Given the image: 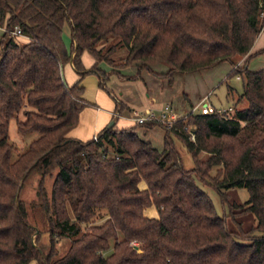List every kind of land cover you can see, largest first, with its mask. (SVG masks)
I'll use <instances>...</instances> for the list:
<instances>
[{
  "label": "trees",
  "instance_id": "1",
  "mask_svg": "<svg viewBox=\"0 0 264 264\" xmlns=\"http://www.w3.org/2000/svg\"><path fill=\"white\" fill-rule=\"evenodd\" d=\"M263 25L264 0H0V264H264V66L246 67L263 51L250 52ZM15 26L26 41L11 34ZM119 48L126 52L116 61ZM84 51L94 59L90 69ZM223 60L243 74L235 103L246 105L233 115L190 111L171 126L145 122L165 130L162 150L135 125L114 123L87 140L68 135L89 105L84 74L95 72L101 86L108 77L100 61L118 74L132 63L158 74L151 64L164 62L160 74L170 82L176 71ZM69 61L79 75L71 84L62 72ZM11 118L18 132L37 133L22 150L9 140ZM178 143L192 158L189 167ZM33 169L40 178L27 204L19 191ZM52 171L48 191L43 178ZM202 185L223 201L231 187L246 188L248 198L228 201L229 213L219 215ZM150 205L156 217L144 214ZM30 208L45 217L47 251L27 220ZM246 212L255 217L248 227L237 216ZM60 237L69 246L54 257Z\"/></svg>",
  "mask_w": 264,
  "mask_h": 264
},
{
  "label": "rangeland",
  "instance_id": "2",
  "mask_svg": "<svg viewBox=\"0 0 264 264\" xmlns=\"http://www.w3.org/2000/svg\"><path fill=\"white\" fill-rule=\"evenodd\" d=\"M2 33L3 29L0 27V37ZM262 35L264 38V32ZM62 38L65 45L69 46L71 42V30L68 23H64ZM15 39L21 42L24 40L23 37L18 35H15ZM125 52L126 50L124 48H119L112 56L116 59V61H118L121 56H124ZM82 55L84 56V59H88L87 56L89 59L91 57L86 51H84ZM109 65L110 64L106 61H100L98 63V66L108 69L109 72L108 77L104 82V86H101L100 89L105 91V93L107 92V89H111L117 95H119V92H121L122 99H125L132 108L129 111V115L133 114V111L143 113L148 109L158 113V111L167 102L171 104L172 110L176 114L183 115L188 111H192L191 106H195L203 95H207V100L215 107L227 109L230 106L232 109L229 110V115H233L237 109H240L246 105L245 99L235 103V99L243 89L242 85L244 76L240 72L232 71L233 66L229 60H223L212 67L198 71H176L174 72L170 82L168 81L167 77L160 74L163 73L168 67L164 62L151 64L152 70L157 71L159 75L149 71L147 68H142L139 71L138 66L135 63L121 67L120 72L123 75H120L117 72L110 71ZM242 65L243 63L240 64V66ZM263 66L264 50L252 56V61L247 68L256 70L262 68ZM67 67H70L68 66V63H64V71ZM64 80L69 82L67 79H65V77ZM229 87L233 89L231 94L228 93ZM152 98L154 99L152 100ZM86 107L87 106L84 108ZM17 118H23L22 111L17 114ZM124 123H132L131 126L136 124L129 119L125 120L124 117L119 116L118 124ZM127 126L130 125H126V127ZM187 127L189 129L188 131L190 138L193 139L194 131L191 129H194V126L189 125ZM190 130L192 133H190ZM164 133L165 130L162 126H160V124L155 126V128H153L151 131V138L153 141L152 144L159 150H162L163 148ZM8 135L10 142L14 144L17 150L24 149L32 139L37 137V133L35 132H28L25 134L18 132L16 129V118H11L9 121ZM178 144L177 145L179 146L183 164L186 167H189L192 163V158L186 151L185 147L180 143ZM55 172L56 171H52L43 178L44 186L48 191L51 189ZM213 173L214 170L211 171V174ZM39 178L40 174L35 169L31 170L24 178L19 191V197L25 203L28 204L32 199L35 198L36 187ZM140 184L141 186H144V180H141ZM202 188L211 197L215 209L219 215L229 213L228 201L233 199L236 202L243 203L248 198V191L244 187H231L224 190L228 201H223L221 193H219L212 186L202 185ZM147 207H153L157 212V209L154 205ZM34 210L36 209L31 210L30 208V210H28L27 220L31 223H35L39 227L40 233L38 234V240L36 241L44 251H47L50 246V241L48 232L46 231L45 217L38 211ZM237 216H240L239 220L242 222V226L247 227L253 223L255 219L253 213L251 212L240 213ZM227 217L228 216H226V218ZM68 246L69 239L67 237H60L55 242L56 252L54 257L63 255L67 251ZM26 264H36V261L32 260Z\"/></svg>",
  "mask_w": 264,
  "mask_h": 264
},
{
  "label": "crops",
  "instance_id": "3",
  "mask_svg": "<svg viewBox=\"0 0 264 264\" xmlns=\"http://www.w3.org/2000/svg\"><path fill=\"white\" fill-rule=\"evenodd\" d=\"M263 32H264V26H263L261 32L257 35V37H256V39H255V41L251 47V50H250L251 53L256 51V50H259V49L264 50V47H263L264 46V40H263L264 38L262 37ZM18 36H21L24 38V40L22 42L27 40V37L23 34L18 35ZM88 55H90V54L88 53ZM245 57L246 56L239 57L236 61V64L237 65L242 64L245 60ZM87 58L88 59H84V56L83 55L81 56L82 63L85 66V68L90 69L91 65L94 62V59L92 56L90 57V59L88 56H87ZM251 61H252V57L249 58L248 61L246 62V67H249ZM67 63H68V66H70V67H67L65 69V71L63 69L62 72H63L65 79H67V81H69L67 83L71 84L75 80L78 79L79 75H78L77 71L74 69L72 62L69 61ZM232 66L235 67L234 65H232ZM109 67H110V71H112L111 70L112 68L110 65H109ZM100 68H102V67H100ZM102 69H104L109 74L108 69H106L104 67ZM251 70H255V69H251ZM119 71H120V69H119ZM153 71H155V70H153ZM155 72L157 73V71H155ZM120 74L123 75L121 72H120ZM96 83H97V85H96ZM80 84L83 85V87H84V91L82 93V98L84 100H86L89 103V105H87L86 108H83L79 112L78 124L75 127H73L68 133V135L70 137L82 139V140L90 139V138L96 136L97 132L99 130H101L103 127L107 126L111 120H114L116 127H126V125L131 126L132 123L118 124L119 116L124 117L125 120L129 119V120L133 121V119L129 115V111L132 108L130 107V105L128 104V102L125 99H122V97H121L122 93L121 92H119V95H117L111 89H107V92L105 93V91L100 89L101 85H99V76L95 72H92V71H89L86 74H84V76L82 77V79L80 81ZM204 96L205 95L201 96L199 101ZM153 99L154 98H152V100ZM120 105H122L121 108L119 107ZM191 107H193V106H191ZM117 111L119 112V115L115 116V113ZM188 112H190V111H188ZM188 112H186L183 115H179V116H184ZM134 125H135L134 130L139 134V136H141L145 140L150 141L151 143L153 142L152 138H151V131L153 130V128H155V126H158L159 124H154L152 126H146L145 124H143V125L142 124L141 125L140 124H134ZM136 125H138V126H136ZM139 186L141 188H144L145 182H144V186H141V184L139 182ZM143 212L145 215L150 216V217L157 216V212L153 207H146Z\"/></svg>",
  "mask_w": 264,
  "mask_h": 264
},
{
  "label": "built area",
  "instance_id": "4",
  "mask_svg": "<svg viewBox=\"0 0 264 264\" xmlns=\"http://www.w3.org/2000/svg\"><path fill=\"white\" fill-rule=\"evenodd\" d=\"M12 35H22L19 27L15 26L13 30H11ZM232 109L230 106L225 109L222 107H215L207 100V95H205L195 106L192 107V111L197 110L202 114H208L212 112L219 113H229V110ZM119 112L115 113V116H118ZM133 121L136 124H144L145 122H160L166 124L167 126H171L174 121L177 119L184 117L177 115L173 110L169 103L163 105V107L158 111V113L148 109L143 113H138L137 111H133V114L130 115ZM190 133L192 131L190 130Z\"/></svg>",
  "mask_w": 264,
  "mask_h": 264
},
{
  "label": "water",
  "instance_id": "5",
  "mask_svg": "<svg viewBox=\"0 0 264 264\" xmlns=\"http://www.w3.org/2000/svg\"><path fill=\"white\" fill-rule=\"evenodd\" d=\"M114 124V120H111L109 123H108V125H107V127H110V126H112ZM194 131V130H193Z\"/></svg>",
  "mask_w": 264,
  "mask_h": 264
}]
</instances>
